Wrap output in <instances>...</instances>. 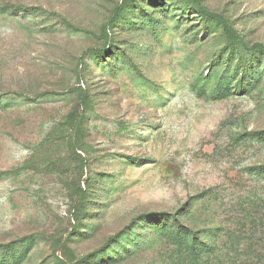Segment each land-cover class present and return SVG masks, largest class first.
<instances>
[{"label": "rangeland", "instance_id": "1", "mask_svg": "<svg viewBox=\"0 0 264 264\" xmlns=\"http://www.w3.org/2000/svg\"><path fill=\"white\" fill-rule=\"evenodd\" d=\"M0 264H264V0H0Z\"/></svg>", "mask_w": 264, "mask_h": 264}]
</instances>
